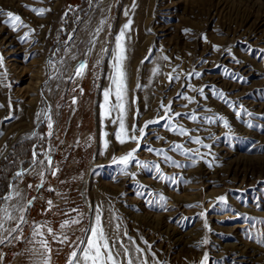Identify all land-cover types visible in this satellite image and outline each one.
Segmentation results:
<instances>
[{
  "label": "rangeland",
  "instance_id": "374dc122",
  "mask_svg": "<svg viewBox=\"0 0 264 264\" xmlns=\"http://www.w3.org/2000/svg\"><path fill=\"white\" fill-rule=\"evenodd\" d=\"M47 1L0 0V9L5 13L12 11L20 15L23 22L34 29L26 39L21 40L20 37L29 28L14 32L3 22L7 19L6 15L0 16V53L5 57L7 82L10 85L0 87V105H4L0 108V194L7 195L9 186H15L21 192L20 204L26 206L27 201L32 200L25 213L28 223L23 225L21 239L0 245V264H38L42 259L40 253L44 251L38 242L41 239L49 243L50 252L47 254L50 264H67L75 242L83 235L82 229L93 215L90 206L95 208L99 205H102L105 220L112 215L120 217L121 232L126 231L145 249L149 264L153 260L151 253H155V259L161 264H200L205 254L208 256L207 264H264V245L256 242L264 235V223H261L264 221V183H261L264 182V153L260 151L264 148V114L252 109L249 104L264 100V88L260 87L264 81V45L250 35L248 24L244 25L250 13L246 4L262 5L264 0ZM31 8L51 10L44 16H38ZM129 19L132 25L131 30L126 32L127 59L124 62L129 102L127 125L130 127L134 122L143 125L154 118L161 100L165 104L173 101V110L177 112L195 110L201 118L223 116L230 125L226 129L221 121L208 124L202 120L193 122L187 118L179 119V123L190 130L200 129L193 131L192 135L203 138L204 143L212 146L210 150L191 143L187 137L181 138L165 130L163 122L150 126L137 156L141 160L160 163L163 172L175 177L176 183L153 179L154 172L135 166L129 169L137 173L134 180L122 174L120 166L112 163V157H119L136 145L119 144L113 135L116 126L107 121V127L102 128L101 125L98 105L102 101L101 90L109 85L107 76L111 71V50L115 48V36ZM101 21H106L104 30L96 36L95 30ZM162 29L166 32H161ZM185 29L190 31L186 33ZM69 35L73 36V41L65 47ZM92 39H96V47L85 57ZM3 40L8 46H4ZM213 45H218L220 50L215 51ZM102 47H107L109 54L101 53ZM53 52H56L55 57ZM72 54L78 60L87 59L88 62L86 75L74 83L68 80L70 70L76 63L68 58ZM165 55L171 58L170 62L162 59ZM145 56L150 58L144 60ZM233 57L240 63H236ZM50 58L65 60L62 78L48 79V74L53 72L47 64ZM97 59L101 60L100 65L94 66ZM243 62L253 77L250 82H241L247 87L245 94L248 96L239 98L235 95L242 90L230 93L226 85L236 84L242 78L232 69ZM155 66H159L160 74L154 77L152 69ZM173 67L177 68L173 75L180 74L181 79L169 84L166 74ZM193 70L203 75L199 79L186 80L183 73ZM226 72L234 74V81ZM188 83L196 88L214 86L216 90H222L241 111L240 118L223 101L213 96L211 87H205L208 97L205 100L190 89L181 87ZM77 85L83 88V94ZM178 92L196 97L199 104L193 103L184 108L187 101L176 98ZM74 96L77 98L75 105L72 104ZM133 98L135 104L131 103ZM49 108L54 122L51 137L47 136L50 130L43 116L39 120L36 117L38 112ZM136 109L140 116L134 121ZM243 109L252 115L248 116ZM9 116L11 118L6 119ZM247 121L256 127H247ZM32 132L37 135L32 136ZM102 132H107L108 136L104 137ZM157 136L165 139L158 140ZM105 138L109 141L107 150L103 146ZM172 142L199 149L200 154H206L204 159L212 166L209 167L199 157H195L196 165L191 166L183 155L168 152L183 165L177 168L146 150L149 146L167 150ZM34 148L41 154L38 159H44L43 154L51 149L48 154L52 157L53 166L59 169L55 176L46 172L44 186L40 189L36 188L41 179L36 173L41 168L38 166L35 172L32 171ZM222 150L234 154L236 161L245 160L241 169L248 171L247 175L256 182L255 186L253 182L244 188L232 187L227 183L212 185L201 177L205 171L211 172L215 168H218L215 169L218 172L224 170V164L217 156ZM21 170H25V175L17 178L15 174ZM141 184L147 186L145 194L137 196L138 185ZM49 188L55 191H49ZM149 191L162 193L167 198L168 211L146 205V200L153 199L148 195ZM220 196H225L226 201L218 202ZM186 199L187 205L199 204L200 207H186L183 203ZM49 200L53 202V207L46 211ZM174 204L178 207L174 208ZM72 209L85 214L83 222L61 230L60 225L64 220L78 215ZM205 210V216L198 215ZM185 217L189 219H183ZM205 222L207 227L204 226ZM42 223V235L34 241L33 226ZM14 226L15 222L6 225ZM48 228L61 238L67 235L69 242L61 244L54 240ZM177 233L188 234L185 248L182 252L176 249L167 262L168 248L174 243ZM250 236L253 238L250 239ZM205 240L207 243H203ZM248 245L254 249L250 250ZM246 252L248 256L235 260L237 255ZM242 260L247 263L238 262Z\"/></svg>",
  "mask_w": 264,
  "mask_h": 264
},
{
  "label": "snow or ice",
  "instance_id": "6c2138e0",
  "mask_svg": "<svg viewBox=\"0 0 264 264\" xmlns=\"http://www.w3.org/2000/svg\"><path fill=\"white\" fill-rule=\"evenodd\" d=\"M32 12H34L38 16H44L46 12L51 9L45 8H31ZM6 15L7 19L3 21L6 25H8L12 31H19L21 28H29L27 24H25L20 15L14 14L12 11H7L6 13L0 9V16ZM67 13H65V16ZM128 15V12H125V16ZM106 21H101L100 26H98L95 30V35L98 36L100 32L104 30L103 25ZM132 20L129 19L127 23L123 25L119 33L115 36V48L111 50V71L107 76L109 81L108 87L101 90L102 101L99 103V115L101 119V125L103 127H107L106 121L116 126V130L113 135L115 140L121 144L125 145L127 143H135L136 147L131 148L125 154L119 157H112V163L120 166V171L122 174L126 176H130L133 180L136 178V172H130L129 169L131 166H135L141 170H147L150 172H154L155 175L152 177L153 179H157L161 182H171L176 183L175 177H170L166 175L160 163L154 161H145L138 158L137 153L139 152L142 143L145 138L149 134L150 126L152 125H161L162 127L177 135L181 138L187 137L188 141L191 143L201 145L203 148L211 149L210 144L204 143V139L199 135L193 136V131H200V129L190 130L184 127L179 123L180 118H187L193 122H199L202 120L204 123L213 124L217 121H221L223 127L228 129L230 128L229 122L223 116H215V117H199L195 110L188 112H177L173 110V101H168L167 104L161 100L157 115L145 121L143 125H138L137 123H133L130 127L127 125V115L129 111V102H128V85H127V72L125 69V60L127 59V49L125 47V38L126 32L131 30ZM42 27V26H41ZM186 33L189 32V29L184 30ZM30 32H34V29L29 28V31L24 32V35L20 37L21 40L26 39ZM206 39V37H204ZM73 41V36L69 35L68 40L65 41V47H67L68 42ZM90 48L88 51L84 53L85 57H87L91 51L96 47V39L90 40ZM213 49L215 51H219L220 47L218 45H213ZM59 49H57V52ZM101 53L109 54V49L107 47H102L100 49ZM264 51V50H262ZM251 53V50H249ZM53 57L56 56V52H53ZM69 59L76 61V63L72 66L70 73L68 75V80L70 82H75L77 79H83L88 70V62L87 59L78 60L75 54H72L68 57ZM150 57L145 56L144 60H148ZM164 61L171 60L168 56H162ZM236 63H240L239 60L233 57ZM101 60L97 59L96 64L94 66H99ZM144 61H142L143 63ZM206 62V61H202ZM48 67L53 70L48 74V79H59L63 77V71L65 65V60L63 58L59 60H53L50 58L47 62ZM60 67H57V65ZM177 72V68L173 67L172 71L167 73V80L169 84H172L175 81H179L181 79L180 74L173 75V73ZM54 73V74H53ZM160 74L159 66H155L152 69V75L155 77ZM203 74L198 71H190L187 73H183V76L186 80H191L192 78L199 79ZM226 75L231 76L232 78H236L234 74L227 73ZM7 69L5 68V57L3 53H0V87H9L10 85L7 82ZM242 79V78H241ZM45 86H47V81H45ZM77 87H79L77 85ZM140 85L137 84V88ZM182 88H188L192 92L197 93L203 99H208L207 95H205V87H211V91L213 96L217 99L223 101L229 108H231L237 118H240L241 111L237 109V106L230 102L227 99L226 94L222 90H216L214 86H202L200 88H196L191 83L182 84ZM76 89H73L75 91ZM79 91L83 94V88L79 87ZM176 98H182L187 101L186 104L183 105L184 108H188L190 104L196 103L199 104V101L196 100V97L189 96L184 92H178L176 94ZM77 103V98L74 96L72 98V104L75 105ZM132 104L136 103L135 98L131 101ZM4 107V105H0V108ZM242 109V106H240ZM51 109L42 110L36 114L37 120L43 116L44 121L46 122L47 128L50 130L47 133V136L51 137L53 132L51 131L54 127V122L52 120V116L50 114ZM248 116H251L252 113L247 112L246 109H243ZM140 116V112L136 109L133 113L134 121L137 120ZM11 117H6V119H10ZM246 126L249 128H254L256 125H253L251 121L246 122ZM32 136H36L37 133L33 132ZM104 137L108 136L107 132H102ZM211 138V137H209ZM90 139V138H89ZM156 139L164 140L165 138L162 136H157ZM109 145V141L105 138L103 142L104 149L107 150ZM149 153H153L155 156L160 158L164 163L169 166L174 167H183L181 163L175 159H173L168 152H178L183 155L187 160L190 161L191 166H195L197 163V159L195 157H199L200 160H203L204 163L208 164L209 167L212 166L211 162L204 159V155L200 154L199 149H190L186 148L183 143L172 142L169 145V148L165 150L164 148H152L147 147L146 149ZM51 149L48 150L50 152ZM262 153H264V148L260 149ZM45 152L43 154L44 159H38L41 155L39 152L35 150L32 151V171H36V167H40L41 170L36 174L40 176V183L36 185L37 189H40L44 186V176L46 172H50L51 175L55 176L59 171L58 168L53 166L52 157ZM17 178H22L25 175V170L18 171L16 174ZM264 183V182H261ZM29 188L32 187L31 184L28 185ZM146 185H138V191L136 192L137 196H144V189ZM10 191L7 195L0 194V245L11 244L14 240H20L23 233V225L27 224L28 221L26 219L25 213L27 208L32 205V200L27 201V205H23L19 203L21 198V192L18 191L15 187L9 186ZM49 191H55L52 188L48 189ZM149 196H152L153 199L146 200L145 203L149 208L157 207L159 210L168 211L166 206L167 198L162 194H156L152 191L148 192ZM16 200L15 204H7L6 202ZM34 199V198H33ZM218 202H225L226 197L220 196L217 198ZM48 209L46 211H50L53 207V202L51 200L47 201ZM186 207H200L199 204H188ZM12 209L11 211L9 209ZM90 210L93 212L92 217L89 219V222L82 229L83 235L75 242L74 249L70 252L69 257L67 259V264H149V260L146 258L145 249L141 248L135 240L128 236L127 232H121V222L120 217L118 215H112L109 219L105 220L102 205L96 206L95 208H91ZM264 210V209H262ZM73 212H76L78 215L76 217H71L70 219L64 220L60 228L61 230L69 227L71 225H79L84 220V213H81L78 209H72ZM67 215V213H66ZM199 216L203 217L206 215V210L198 213ZM183 219H189L187 217ZM15 222L14 227H6V225ZM46 223V222H44ZM44 223L34 225L32 236L33 240L37 236L42 235L40 229L44 227ZM264 223V221H261ZM205 227H207V223L205 222ZM49 234L53 235V239L57 240L61 244H65L69 242V237L67 235H63V237L56 236L53 234V230L51 228L47 229ZM250 239L253 237H249ZM142 239V238H141ZM41 245V248L44 249L43 252L40 253L42 259L38 262V264H50V256L47 254L50 252L49 243L46 239H41L38 241ZM257 243L264 245V235L260 238L256 239ZM147 244V241H144ZM203 243H207V241H203ZM151 245L148 246V250L150 251ZM153 257L152 264H161L159 260L155 259V253H151ZM2 260V257H0ZM208 256L204 255L203 259L200 261V264H207Z\"/></svg>",
  "mask_w": 264,
  "mask_h": 264
},
{
  "label": "bare ground",
  "instance_id": "6f19581e",
  "mask_svg": "<svg viewBox=\"0 0 264 264\" xmlns=\"http://www.w3.org/2000/svg\"><path fill=\"white\" fill-rule=\"evenodd\" d=\"M51 1V0H50ZM49 2V0L47 1ZM220 2V1H219ZM251 4V5H249ZM246 6L248 7L249 9V15L247 16L246 20L244 21V25L248 24V28L250 29V35L253 36L254 38H258V40L261 42V45H264V4L262 5H257V4H254L252 2L248 3V5L246 4ZM240 15V14H239ZM241 18V17H240ZM252 18H255V20L253 21ZM251 22V23H250ZM161 32H166L165 30L162 29ZM236 32V31H235ZM237 33V32H236ZM240 33V32H239ZM248 34V32H246ZM163 34V33H162ZM166 34V33H165ZM239 36V35H238ZM241 37V36H240ZM243 37V36H242ZM250 37V36H249ZM248 38V37H247ZM251 40V39H250ZM256 41V40H255ZM3 44L4 46H8L7 45V42L5 40H3ZM6 44V45H5ZM259 44V43H258ZM200 52V51H199ZM205 54V53H204ZM196 55V54H195ZM245 64L244 62L242 63V65H237V66H234L232 70H234V72L236 73L237 76H240L242 77V79L240 78V80L238 79L237 80V83L234 84L233 83H228V85H226V89L227 91H229L230 93H237V92H242L240 94H236L235 97H245V93L247 92V87H244V85L242 84L243 83V80H251V78L253 77V74L251 72V70L249 69V67L247 65H243ZM230 70H231V67H230ZM231 70V71H232ZM233 72V71H232ZM233 72V73H234ZM215 76V75H214ZM222 78V77H221ZM232 79V77H231ZM217 80V79H216ZM234 81V79H232ZM231 80V81H232ZM262 81V80H261ZM208 82V81H207ZM242 82V83H241ZM248 82V81H247ZM209 84V83H207ZM261 84V83H260ZM260 87H263L264 88V81L262 83V85ZM247 89V90H246ZM228 92V93H229ZM253 93V92H252ZM250 94V92H249ZM254 94V93H253ZM232 96V95H231ZM248 96V95H246ZM255 96V95H254ZM234 97V99H235ZM250 97V96H249ZM260 97V96H259ZM238 98V99H239ZM264 98V97H263ZM246 99V98H245ZM240 100V99H239ZM250 100V99H249ZM247 102V99L245 100ZM253 101V100H252ZM254 102V101H253ZM249 103L251 108L252 109H258L262 114H264V100L260 103ZM248 103V102H247ZM248 104V106H249ZM254 110V111H255ZM218 130V129H217ZM33 133V132H32ZM9 146V145H8ZM5 149V148H4ZM221 150V149H219ZM218 150V151H219ZM219 156V159H220V163L221 164H224V170L218 172L216 171L215 169H218V168H215L214 171H205L204 174L201 173V177L208 183L214 185L216 183H227L232 185V187H247L249 183H252L253 181H251V178L248 177L247 175V172L244 168V171H242L241 169V165L245 164V160L244 159H239V160H234L233 157H234V154H232L231 152H226V151H221L220 152V155H217ZM99 161V160H98ZM96 166V165H95ZM200 167V166H199ZM198 167V168H199ZM215 167V166H214ZM201 168V167H200ZM247 169V168H246ZM249 169V168H248ZM205 170V169H204ZM208 170V168H207ZM174 172V171H173ZM221 175H224V177H222ZM192 176V175H191ZM252 176V175H250ZM254 176V175H253ZM252 176V177H253ZM255 178V177H254ZM253 180V179H252ZM256 180H260V179H256ZM260 183V182H259ZM208 184V185H210ZM256 185V182H253L252 185ZM186 185V184H185ZM254 185V186H255ZM15 187V186H13ZM184 187V186H183ZM17 189V187H15ZM192 188V187H191ZM194 189V188H193ZM121 193V192H120ZM119 193V194H120ZM124 193V192H123ZM189 194V193H188ZM190 197V196H189ZM191 201V200H190ZM7 204H15L16 203V200H12V201H8L6 202ZM184 204L187 205V199H186V202H183ZM189 204V203H188ZM181 205V204H180ZM174 208H177L178 206H176L175 204L172 205ZM207 206V205H206ZM208 208V207H207ZM234 209V208H233ZM11 211V208L9 209ZM245 226L243 227H237V228H244ZM178 232V231H177ZM188 237V234H184V233H177L175 235V239H174V243L169 246L168 248V254L166 256V261L168 262V260L170 259L171 255L173 253L176 252V249H179L180 252H182L181 250L184 249V244L186 241V238ZM157 240V239H156ZM157 242V241H156ZM188 244V243H186ZM246 246V244H245ZM248 248L250 250L254 249L252 247H250L248 245ZM163 252V251H162ZM178 252V251H177ZM164 254V252H163ZM242 254V255H241ZM240 255H237L235 260H237V258H240L241 256H248L247 252L244 254V253H241ZM161 257V256H160ZM165 257V256H164ZM164 259V258H163ZM162 260V259H161ZM238 262H242V263H247V261H238Z\"/></svg>",
  "mask_w": 264,
  "mask_h": 264
}]
</instances>
